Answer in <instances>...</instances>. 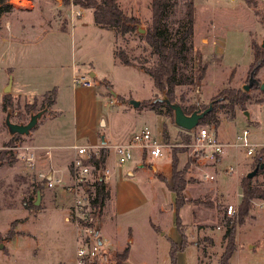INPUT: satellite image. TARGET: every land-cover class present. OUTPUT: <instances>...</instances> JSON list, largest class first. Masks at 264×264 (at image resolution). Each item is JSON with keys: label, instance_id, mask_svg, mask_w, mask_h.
Here are the masks:
<instances>
[{"label": "rangeland", "instance_id": "374dc122", "mask_svg": "<svg viewBox=\"0 0 264 264\" xmlns=\"http://www.w3.org/2000/svg\"><path fill=\"white\" fill-rule=\"evenodd\" d=\"M9 2L14 5V8L4 13L0 20V151H7V157H10L0 160V264H75L74 229L68 219L71 208L70 199L61 190L46 188L45 180L39 176V173H51L54 171L52 168L45 165L46 169H42L36 160L29 164L28 158L33 154L29 146L34 144V133L40 122L42 125H48L47 129H42L47 133L45 138L48 142H52L53 139L59 142L58 140L63 138L64 141L60 142L71 144L75 133L77 143H91L88 133L91 126L88 122L81 120L90 106V98L85 92L80 91L78 95L79 123L76 127L72 123L71 69L77 62L85 64L91 62L94 66L87 71H83L80 66L81 73L84 74L82 76L90 81V85L85 86L95 87L91 71L101 79L96 86L98 93L105 96L100 108L101 117L106 124L96 126L100 135L105 134L112 141V138L121 137L128 132H133L134 129L136 131L148 125L166 144L167 149L164 148L163 154L158 157L147 155V161L168 162V153L172 154L174 150H177V154L186 153V163L189 161L184 173L189 183L195 184L199 180L198 177L206 176V173L209 176L215 174L213 179L209 177L206 179L222 186L225 196L230 199L219 197L215 200L216 203L220 202L217 215L213 218V222L219 225L215 230L219 234L218 242L208 247L206 240L201 239L203 235L200 236L195 229V226L203 220L204 212L200 214L201 218L196 220L195 228L185 230L187 243L191 239L194 242L197 241L199 251L204 250V252L200 251L203 264H218L223 250V235L220 236V234L225 231L228 219H234L238 211L241 199L239 183L255 165L256 155L246 154L245 149L239 145L240 140L237 135L245 127H249V140L254 143H264V91L258 88L250 89V101L246 108L244 110L237 108L232 120L229 119V113L220 108L217 112L220 119L219 125L217 127L203 126L213 130L217 139L224 144L221 161L217 164L214 161H206L202 156L204 149L196 138L198 127L194 128L188 136L174 124L164 107L161 108L160 113H157L141 104L147 99L161 97V92L144 70V67L156 62L157 55L144 41L141 36L143 33L135 30L125 34H115L111 29L108 33L85 27L79 30L81 36H75L74 40L70 28L64 31L70 8L69 0H9ZM117 2L126 13L139 20V26L143 29L150 23V0H117ZM194 4L196 10L194 31L188 39L189 54L186 61L182 63L180 72L190 74L194 70L196 51L203 55L204 61L210 60L211 63L197 87L198 90L187 85H180L176 92L178 96L184 94L182 102L184 106L188 107L190 103L196 102L197 106L203 109L222 89L242 87L247 82L249 68L253 61L251 42L260 44L264 38V0H194ZM184 9V0H178L167 8L164 25L171 39H175L182 29ZM87 15L86 10L83 14L85 22L88 21ZM15 23L18 27L24 26V28L42 25L41 30L49 31L55 28L58 30L53 31L54 33L50 32L47 40L35 46V49H33L34 46H25L18 48L17 51L27 47L31 51L26 49V51L17 52L11 49V43L27 42L34 36L12 34L10 25ZM111 36L114 43L113 57L117 60L116 62L112 61V56L109 54L108 39ZM118 49H123L127 53L132 65L121 64L115 56ZM15 51L16 59L20 62L25 61L26 64L30 63V60L34 61L33 58L38 56L35 60L37 62H33L36 64L33 67L34 73L41 79L53 77V83L48 89L55 87L57 89V103L48 108V112L40 118L37 126L28 135H11L6 125L7 114L11 113L13 122L27 123L31 114L42 110L46 92L36 97L23 96L24 90L26 93L30 90L28 84L31 85V81L26 80V83L22 82L23 90L19 91L22 94L14 95L18 90L16 79L19 78L18 73L14 74V71L16 67L20 69L16 59L14 60ZM23 55L24 57L21 58ZM232 70L233 75L230 76ZM11 78L12 86L15 87L10 92L12 105L6 110L3 105L5 95L9 93L5 92V88ZM103 78L112 84V88L105 86ZM256 78L264 82V65L257 71ZM74 86H82V84H74ZM119 96L121 99L118 98ZM132 100H138L139 104L133 106ZM28 104L30 106L34 104L32 107L34 111L31 113L27 110ZM244 111L248 112V119ZM54 118L57 119L49 122ZM97 131L91 129L90 133L93 132L96 136ZM11 142L13 144H8ZM139 154L138 148L133 149L131 157L124 163H118L119 167L127 168L134 165L133 163L140 158ZM110 156V164L113 166L117 163L115 155L112 152ZM183 159L184 156H181L180 160L183 161ZM230 166L235 169L233 173L227 172ZM55 175L60 176V173L57 171ZM65 176H67L66 173ZM92 176L94 184L97 173H93ZM252 179L253 185H264V172L256 174ZM39 189L42 198L40 204L36 205ZM196 194L195 190L191 192V195ZM195 202L197 203L198 200L195 199ZM229 204L234 207L231 215L226 214ZM187 209L184 208L180 214L183 222L191 218ZM63 215H67L65 221ZM163 219L161 223L157 219L154 221L155 224L160 225L162 231L170 226V213L169 218L166 215ZM236 227L237 248L231 257V264H264V204L257 206L250 202L247 216L243 223ZM125 237L126 243L131 236H127L125 231L122 239ZM166 237L167 233L162 235L151 225L141 222L135 228L134 239L128 242L131 250L129 260L143 261L147 264H170L169 243ZM102 251L98 258L89 262L115 264L112 256L115 251L108 249L104 251L103 248ZM176 264H196V251L193 246L185 248L178 257L176 254Z\"/></svg>", "mask_w": 264, "mask_h": 264}, {"label": "crops", "instance_id": "0c3cea01", "mask_svg": "<svg viewBox=\"0 0 264 264\" xmlns=\"http://www.w3.org/2000/svg\"><path fill=\"white\" fill-rule=\"evenodd\" d=\"M86 10L88 11L87 22L83 21V14ZM92 17H93L92 10L86 8H82L81 16L73 20H70V17L67 14L66 17L67 21L65 22L64 31H67L68 28H70V32L71 35L74 36V40L76 39L75 36L76 37L81 36L79 30L80 29L83 30L85 29V27L91 30L93 29L99 30L98 32H100L101 30L110 33L108 29L101 28L96 24H94ZM15 24L10 25L12 34L15 33L18 36H23L24 34L25 35L30 34L34 36L32 40L30 39L27 42L22 41V43H16V42L11 43L12 44L11 49H14L16 51L18 48L25 46L28 47L34 46L33 49H35V46L40 45V43L47 40V38L50 36V32L54 33L53 31L58 30L55 28V29H49V31H45V30H41L42 25L35 26L38 28L37 29L34 26H30L31 28L28 26L27 28H24V26L18 27V24L16 25ZM108 43H109V47H108L109 54L112 56V61L116 62L117 60L113 57L114 43L112 41V36L111 38L108 39ZM28 47L25 48L24 50L17 52L26 51V49L31 51V49H29ZM16 51H15L14 60L17 58ZM32 52H34V50ZM24 55L21 58H23ZM37 58H33L34 61L30 60V63L28 64H26L25 61L20 62L18 59H16V63L18 64L20 69H17L16 67V70L14 71V74L18 73V77H19L18 79H16L18 90L14 94L15 96L16 95L20 96L22 94L19 91L23 90L22 82L26 83V80L28 81L30 80L31 85L28 84V88L30 90L28 93H26V91L24 90L23 92L24 94H22L23 96L36 97L51 90L48 89V87L49 86L51 87L53 83V77H49V79L46 77L44 79L43 77L41 79L40 76H38V74L34 73L33 71V67L34 65H36L33 62H37L35 61ZM80 66L82 67L83 71H87V69L94 67L91 62H87V64H85L84 62H79V63L77 62L76 64H74V66H72L73 67L71 69V83H72L71 88L73 93L72 123L74 127H76V125H78L79 123L78 95L80 91L82 93L85 92L86 94H88V97L90 98V102H89L90 106L89 108H87L88 112L85 113V117L84 118L82 117L81 120L82 122L83 121L88 122V124L91 126L92 131H97L96 130L97 125L100 124L101 126H103L106 124L105 120L101 117L102 113L100 108V105L103 104L102 101L105 96H102L98 93L96 86L98 85V82L101 79L97 78L96 74L91 71L90 74L91 76H93V82L95 87H89L85 85L74 86L73 78L75 76L84 75L83 73H81ZM29 67L32 70L28 69ZM103 80L106 79L103 78ZM14 87L15 86H12V90L14 89ZM57 118L51 119L49 122H52V120H55ZM47 126H48L47 124L42 125L41 122L39 123V126L36 132L34 133V139H35L34 144H31L29 148L32 149L34 160H36L38 164L40 163L39 164L40 168L46 169L44 167L48 166L54 170L53 171L54 174L58 171L60 175H65V173L67 174L69 164L71 162V159L73 158V150L71 146L73 142L76 141L75 140L76 134L74 133L73 142L71 144H63L60 141H64V139L60 137H59L60 139L58 138L59 142H55L54 139L52 142H48L45 138L47 133L44 130L42 131L43 128L47 129ZM90 132L88 133L90 134L89 140L91 141V143L92 144L99 143V146L101 148L107 149V157L104 166V170L107 172L104 174L103 180L109 189V198L106 200V204L103 209V214L100 218V228H99V234L103 241L102 248L104 249V251L105 249H108L110 251H121L127 244H129L128 242L132 241L133 235L135 233V228L138 227V225L143 221L151 225L154 228V230L160 232L162 235H165V233H167L166 238L168 240L169 247H170V241H173L178 247H180L181 235L178 233V231H176L178 229H176L177 227L175 224V217H176L175 194L171 190L172 167H171L170 152L168 153L169 156L168 162L160 161V162L151 163L147 161L146 155H142L139 152L140 158L137 159L138 161H135L133 163L134 165L129 166L127 168H123V167H119L118 163H114V165L112 166V164H110V159H111L110 154H112L113 152L112 149L113 144L127 141L131 137V135L135 132V129L133 130V132L131 133L128 132L127 134L121 137L112 138V141L108 137H106L105 134H101L105 136L103 137L105 141L104 143H102L101 141V135L99 131L96 132L97 133L96 136L95 134H93V132L92 134ZM189 132L191 133V131ZM153 134L158 140L162 142L161 138L155 132H153ZM177 156H178V169L181 170L184 168L186 164V159H187L186 153L179 152ZM181 156H184L183 161L180 160ZM221 158L222 156L217 157L214 162H216L217 164L219 161H221ZM43 164L44 166H42ZM262 172H264V170ZM206 175L207 177L205 175L198 177L199 180L195 184L189 183L187 181L186 187L184 189V193L186 197L190 199H197L198 202L187 203L181 206L179 209V216L184 208H188L187 210L189 212V217L191 216L192 219L189 218V220H187L186 222H183L181 216L180 219L182 224L185 226V229L191 230V227L193 228L194 224L197 223L196 220L201 218L200 214H203L204 212L205 214L202 217L203 220L195 226L196 228L195 227L194 228L198 231L200 236L203 235L201 239L206 240V243H208V247H212V245H214V242H218V235H219L215 231L217 229V226L219 225H216L215 224L216 222H213V218L214 215L215 216L217 215V212L220 208L219 206L220 202L217 201L216 203L215 200L218 199L219 197H222V199L224 198L229 199V198L225 196L223 192L224 189L222 188V186H219L215 182L206 179L208 178L209 174L206 173ZM214 175L212 176L214 177ZM187 178H189L188 173H187ZM193 190L197 191L196 195H191V192ZM169 213L171 218V220L169 219L170 226L168 227L167 230L164 228V231H162L160 225L155 224L154 221H156L157 219L161 223V220L163 221L164 220L163 218L166 215L169 218ZM63 218L65 221V219H67V215H63ZM185 229H184V233L187 236ZM125 231L127 233V236H131V238L129 237V240L126 243L125 240L127 238L125 237L124 239H122L123 232ZM190 232L191 234H193L192 231ZM222 235L223 234L221 233L220 236ZM192 241H193L192 239L188 240L187 243L186 240L185 247L179 248V250L177 251L176 253L177 257L179 256V254L182 253V251H184L185 248L193 246V248L196 251V264H203L200 251L204 252V250L201 249L199 251V245L197 241L195 242ZM130 252L131 250L129 248L128 257H127L128 260H126L124 264H147L143 261L129 260Z\"/></svg>", "mask_w": 264, "mask_h": 264}, {"label": "trees", "instance_id": "16d2710c", "mask_svg": "<svg viewBox=\"0 0 264 264\" xmlns=\"http://www.w3.org/2000/svg\"><path fill=\"white\" fill-rule=\"evenodd\" d=\"M178 0H150L151 8V21L145 27L143 33V39L148 46L151 47L154 54L157 55L156 62L151 66L144 67L145 72L152 78L153 84L161 92V96L165 95L171 102H177L180 104L186 114L191 113L197 108V103H190L188 107L182 103L184 100V94L177 95V87L180 85H187L194 90L197 89L199 83L203 80L210 60L204 61L203 55L196 51L195 53V67L190 74L181 73V65L186 61L189 54L188 39L194 31V24L196 19V10L194 0H184V18L182 29L179 31L178 36L175 39H171L165 29L164 19L166 17V11L168 6ZM74 5L82 8L91 9L93 15V22L97 26L105 29H111L115 34H125L131 31H135L136 25L139 24V20L132 15L126 13L118 4L117 0H69ZM14 8V5L9 0H0V20L4 13L9 12ZM1 25V22H0ZM251 48L253 51V61L250 65L249 72L258 61H260L258 70L264 65V50L260 44L255 41L251 42ZM115 56L120 60L121 64L129 66L132 65L131 59L123 49H118L115 52ZM257 70V71H258ZM233 75V70L231 75ZM105 86L112 88V84L105 80ZM259 89L257 86H253L251 89ZM198 90V89H197ZM196 90V91H197ZM250 91V90H249ZM249 91H244L242 87H228L222 89L219 94L213 99L212 110L200 120L199 125H214L219 124L218 109H224L229 113V119L232 120L235 117L236 109L244 110L247 103L250 101ZM10 93L5 95V102L3 108L8 110L12 105V99ZM57 89L56 87L47 91L44 95L43 108H49L56 103ZM121 99V97H118ZM143 106H147L149 109L160 113L161 108L164 107L166 112L173 119V112L165 103L158 100V97L154 99H147L141 103ZM27 105L29 113L34 111L33 107ZM208 106V105H207ZM206 106V107H207ZM205 107V108H206ZM204 109V108H203ZM41 110V109H40ZM174 122V121H173ZM185 134L190 132L181 130ZM190 136V135H188ZM8 144H13L8 143ZM7 151H0V160L7 157ZM107 157V149L101 148L98 157L92 159V164L95 171H104L105 160ZM264 160L263 154L255 156V165H258ZM189 161L186 163L183 169H178V157L177 150L171 154V167H172V186L171 190L175 194V209L176 217L175 224L181 235L180 247H178L173 241H170L169 247V259L170 264H176V253L179 248H184L186 245V235L184 233L185 226L182 224L179 209L181 206L187 203H194L195 199L186 197L184 189L187 184V179L184 177V173L187 170ZM264 170H258L257 174ZM252 178L242 177L241 187V199L238 204L237 214L234 219L229 218L226 223V228L223 233V250L219 256L218 264H231L230 260L237 248L236 244V225L243 223L245 216H247L250 208V200L254 198H264V185H253ZM90 205L93 208L94 215L99 219L103 214V209L106 204V200L109 198V189L104 183L103 179H98L94 183V186L88 188ZM1 238V235H0ZM129 244H127L121 251H115L112 255L115 264H124L128 257ZM84 264H95L86 261Z\"/></svg>", "mask_w": 264, "mask_h": 264}, {"label": "built area", "instance_id": "2783aa9c", "mask_svg": "<svg viewBox=\"0 0 264 264\" xmlns=\"http://www.w3.org/2000/svg\"><path fill=\"white\" fill-rule=\"evenodd\" d=\"M81 14L82 8L70 2L68 13L70 20L79 18ZM73 84L90 85V81L85 76H75ZM212 126L215 127L214 125ZM249 135L250 129L245 127L237 135L240 140L239 145L245 149L246 154L249 156H255L260 153L264 155V143L251 142ZM196 138L201 148L204 149L202 156L206 161H215L217 157L222 155L224 144L217 139L213 130L200 126L197 129ZM235 145L237 146V144ZM166 147V144L154 136L152 129L148 125H144L135 131L127 141L113 144L112 149L116 162L121 164L133 154V149L135 148H138L142 155L158 157L163 154V150ZM71 148L73 150V158L69 164L67 176H57L53 171L51 178H48L49 173H39V176L45 180L46 188L61 190L70 199L71 208L68 219L74 229L76 243L75 264H84L86 261H94L98 258L101 255L103 246L102 238L101 244H99L95 234L97 218L90 205L88 188L89 186L91 188L94 186L92 183L93 173H97V180L98 177L100 178V173L102 175L101 179H103L107 171H95L92 164V159L99 155L101 149L99 145L92 143L79 144L74 141ZM33 161L34 156L31 154L28 162L31 164ZM234 171L235 169L231 166L227 170L228 173H233ZM208 177L213 178V176ZM250 202H253L254 205L262 206L264 198H254ZM233 212V205H227L226 214L231 215Z\"/></svg>", "mask_w": 264, "mask_h": 264}, {"label": "water", "instance_id": "95a60500", "mask_svg": "<svg viewBox=\"0 0 264 264\" xmlns=\"http://www.w3.org/2000/svg\"><path fill=\"white\" fill-rule=\"evenodd\" d=\"M136 29L140 33H144L145 29L139 26V24L136 25ZM261 48L264 50V38L261 40L260 43ZM260 61L256 63V65L253 66V68L250 70L247 82L242 85V89L244 91H249L253 86L259 87V90L264 91V82H260L256 78V73L259 68ZM12 78L10 79L8 85L5 88L6 93H10L12 89ZM159 101L165 103L169 108H171L173 112V121L174 124L180 129L184 131H192L194 128H196L199 125V122L201 119H203L213 108L214 100H211L208 103V106L204 109H201L199 105L196 109H194L191 113L186 114L180 104L177 102H171L165 95H162L160 98H158ZM133 106H137L139 104L138 100H132L131 101ZM48 112V108H44L42 110H39L36 113L31 114L30 120L27 123H16L11 121V113L7 114L6 117V125L8 127V130L11 135L20 134V135H28L38 124L40 118ZM244 114L248 117V112L244 111ZM101 141L104 143L103 135H101ZM264 168V160L261 161L258 165H256L251 171H249L246 174L247 178H252L255 176L258 172V170ZM52 173H49L48 178H51ZM101 173H100V179H101ZM41 191L38 190V198L36 201V205L40 204L41 202ZM99 228H100V221L97 219V223L95 226V234L97 235V241L99 244H101V237L99 235ZM2 247V245H1Z\"/></svg>", "mask_w": 264, "mask_h": 264}, {"label": "flooded vegetation", "instance_id": "af4514ba", "mask_svg": "<svg viewBox=\"0 0 264 264\" xmlns=\"http://www.w3.org/2000/svg\"><path fill=\"white\" fill-rule=\"evenodd\" d=\"M38 112V111H37Z\"/></svg>", "mask_w": 264, "mask_h": 264}]
</instances>
